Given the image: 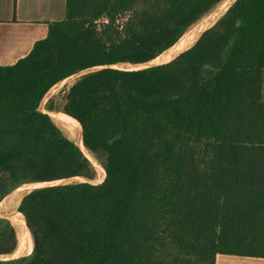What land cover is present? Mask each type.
Segmentation results:
<instances>
[{"label":"trees","instance_id":"1","mask_svg":"<svg viewBox=\"0 0 264 264\" xmlns=\"http://www.w3.org/2000/svg\"><path fill=\"white\" fill-rule=\"evenodd\" d=\"M223 1L67 0L45 39L0 66V205L26 184L87 179L23 197L18 214L35 240L27 256L8 258L20 236L0 214V264L264 258V0H236L169 62L114 68L157 59ZM89 70L46 110L74 123L104 168L99 184L83 149L40 109Z\"/></svg>","mask_w":264,"mask_h":264},{"label":"crops","instance_id":"2","mask_svg":"<svg viewBox=\"0 0 264 264\" xmlns=\"http://www.w3.org/2000/svg\"><path fill=\"white\" fill-rule=\"evenodd\" d=\"M66 12L67 0H0V66L26 57ZM215 264H264V258L218 255Z\"/></svg>","mask_w":264,"mask_h":264},{"label":"bare ground","instance_id":"3","mask_svg":"<svg viewBox=\"0 0 264 264\" xmlns=\"http://www.w3.org/2000/svg\"><path fill=\"white\" fill-rule=\"evenodd\" d=\"M236 0H224L221 4L220 9L212 14L211 16L209 15V17L204 20L203 22H200L199 24H197L192 30L188 31L183 38L172 48H170L169 50L165 51L160 57H158L157 59L146 63V64H139V65H130V64H119L117 66H114L116 68H120L121 69H125L123 67H130L127 70H131V69H135V70H139V69H144L146 67H150L151 65H157V64H163L166 62H169L173 59H175L179 54H181L182 52L188 50L189 48H191L195 42L199 39V37L211 26H213L215 23L216 18L222 13V12H226L231 6L232 4L235 2ZM134 67V68H132ZM96 70V69H95ZM126 70V69H125ZM86 73V72H84ZM76 75L72 76L75 77ZM67 78L64 81H62L60 84H58L56 87H54V89H52L48 95L44 98V100L42 101L41 104V110L43 112L49 113L50 116L54 119V121L57 123V125L64 131V133L72 140L74 141L78 146H80L83 151L85 152V154L88 156V158L93 162V164L96 166L97 171H98V177L97 180H95L97 183H100L103 178H104V168L103 166L100 165V163L96 162L91 155L88 153V151L86 150L85 146L83 145L84 143H82L80 134L78 132V130L76 129L74 123L71 121V119H69L68 117L65 116V114L63 112L60 111H47L45 109V105L49 99V97L51 96L52 92L59 86L64 83L65 81H67ZM78 181H87V179L84 178H78ZM71 180L68 181H57V182H51V183H65V182H69ZM73 181V180H72ZM91 182V181H90ZM92 183H95L94 181H92ZM36 184V183H35ZM38 184V183H37ZM28 184L24 185L27 186ZM30 186V185H28ZM23 187V186H22ZM21 188V187H20ZM22 189V188H21ZM26 189V188H23ZM19 193V192H18ZM10 196V195H9ZM8 196V197H9ZM7 197V198H8ZM11 197V196H10ZM6 198V199H7ZM5 199V200H6ZM5 200L2 202V204L5 202ZM23 200V199H22ZM21 203V202H20ZM1 204V206H2ZM0 206V207H1ZM20 213V212H19ZM6 215V214H4ZM12 222L14 223V225L16 226V228L18 229V232L20 233V247L17 251L16 254L8 257V258H16V257H21V256H26L27 254L31 253L33 251V240L31 233L29 231V229L20 221V216L18 214V211L13 212L12 214ZM8 218V217H7ZM35 241V240H34ZM35 244V243H34ZM7 258V257H6Z\"/></svg>","mask_w":264,"mask_h":264},{"label":"rangeland","instance_id":"4","mask_svg":"<svg viewBox=\"0 0 264 264\" xmlns=\"http://www.w3.org/2000/svg\"><path fill=\"white\" fill-rule=\"evenodd\" d=\"M222 4L218 5L213 11H211L208 15H206L203 19L206 20L209 15L211 16L212 14L216 13ZM225 14V12H222L215 20L214 23L217 22V20L223 16ZM106 17V16H105ZM129 19V14H120L118 16V22L117 25H122L123 22L127 21ZM201 19V21L198 22V24L200 22H203L204 20ZM105 21V18H102L99 22L100 25H102ZM197 25V24H196ZM195 25V26H196ZM195 26H193L190 30H192ZM212 27V26H211ZM189 30V31H190ZM131 65V64H130ZM158 65V64H157ZM154 66V65H151ZM122 68V67H120ZM126 70L129 69L130 67H123ZM134 68V67H132ZM99 69V68H98ZM95 70V69H94ZM97 70V69H96ZM131 70H135V69H131ZM138 70V69H137ZM93 71V70H89V71H85L86 73ZM85 73H80L78 75H76L75 77H72L71 79H68L67 81H65L64 83H62L59 88L57 87L51 94V96L49 97L48 101L52 98L55 97L56 99V104L59 105L61 104V102L63 101L62 98L65 94V91L73 84V82H75V80L79 77H81L82 75H84ZM47 101V102H48ZM47 104V103H46ZM45 109H46V105H45ZM95 160V159H94ZM98 177V176H97ZM73 181H78L77 179L73 180ZM95 184H99L96 181H94ZM54 184H60V183H38V184H28L30 186H23L19 189H17L15 192H13L6 200L5 202L2 204V206L0 207V214L8 217L11 221H12V213L18 211V207L20 205L21 200L23 199V197L30 191L36 189V188H40V187H44V186H49V185H54ZM26 188V189H23ZM19 192V193H18ZM6 214V215H4ZM18 230V229H17ZM19 233V232H18ZM20 236V233H19ZM21 242V241H20ZM18 258V257H17Z\"/></svg>","mask_w":264,"mask_h":264},{"label":"water","instance_id":"5","mask_svg":"<svg viewBox=\"0 0 264 264\" xmlns=\"http://www.w3.org/2000/svg\"><path fill=\"white\" fill-rule=\"evenodd\" d=\"M114 68H116V67H114ZM90 72H92V71H90ZM90 72H88V73H90ZM85 74H87V73H85ZM85 74H84V75H85ZM69 182H72V181H69ZM81 182H84V181H81ZM101 183H102V182H101ZM30 254H31V253H30ZM26 256H27V255H26Z\"/></svg>","mask_w":264,"mask_h":264},{"label":"built area","instance_id":"6","mask_svg":"<svg viewBox=\"0 0 264 264\" xmlns=\"http://www.w3.org/2000/svg\"><path fill=\"white\" fill-rule=\"evenodd\" d=\"M105 23L107 22V19H105V21H104Z\"/></svg>","mask_w":264,"mask_h":264}]
</instances>
